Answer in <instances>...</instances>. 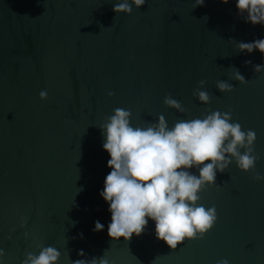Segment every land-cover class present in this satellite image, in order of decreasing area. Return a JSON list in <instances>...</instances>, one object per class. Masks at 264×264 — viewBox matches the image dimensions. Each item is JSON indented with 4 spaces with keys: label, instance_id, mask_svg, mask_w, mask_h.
<instances>
[{
    "label": "water",
    "instance_id": "obj_1",
    "mask_svg": "<svg viewBox=\"0 0 264 264\" xmlns=\"http://www.w3.org/2000/svg\"><path fill=\"white\" fill-rule=\"evenodd\" d=\"M115 2L0 0V264H22L47 246L60 252L57 264L105 251L108 264H264V181L235 163L200 193L217 213L202 239L173 251L151 219L140 236L109 238L100 193L112 169L100 126L116 108L131 110L134 127L163 114L169 128L231 109L234 122L256 132L255 172L264 175V71L253 70L264 56L236 48L264 39V26L245 23L234 0L195 8V0H146L130 15L114 13ZM234 68L247 83L231 78ZM201 80L208 105L192 94ZM220 80L234 90L220 93ZM167 95L185 112L166 108ZM96 221L103 230L94 231Z\"/></svg>",
    "mask_w": 264,
    "mask_h": 264
},
{
    "label": "clouds",
    "instance_id": "obj_2",
    "mask_svg": "<svg viewBox=\"0 0 264 264\" xmlns=\"http://www.w3.org/2000/svg\"><path fill=\"white\" fill-rule=\"evenodd\" d=\"M145 2L116 0L113 12L130 15L133 6L139 9ZM234 2L245 23L264 26V0ZM203 4L204 0H195L193 8ZM236 48L247 53L256 50L264 56V39L239 42ZM251 63L245 61V65ZM253 70L261 73L264 63L255 65ZM231 78L241 85L248 82L238 69ZM205 84L206 81H199L192 93L202 105L211 102L209 92L203 90ZM215 87L220 93L234 90L224 80L217 81ZM113 94L109 92L108 96ZM39 99L46 100L47 92L42 90ZM163 103L178 113L185 112L181 102L171 95L165 96ZM130 118L131 110L116 108L100 126L105 135L103 149L110 157L107 166L112 169L100 195L109 204L108 236L114 241L140 236L151 219L155 222L157 240L174 251L185 240L202 239L215 225V206L205 207L199 201L206 187L216 185L217 172L223 173L235 163L242 173L253 172L254 181H264V175L255 172L259 159L254 152L256 132L243 130L239 122H234L231 109L207 112L202 118L178 120L171 128L163 114L145 127L132 126ZM193 167L198 168V175L188 171ZM103 227L96 221L94 231H101ZM107 252L91 260L78 259L73 264H108ZM60 255L53 246L41 247L38 255L27 253L22 264H57ZM77 255L84 256L83 250ZM217 264H228V261L222 259Z\"/></svg>",
    "mask_w": 264,
    "mask_h": 264
}]
</instances>
